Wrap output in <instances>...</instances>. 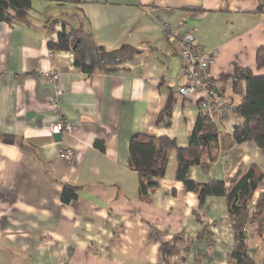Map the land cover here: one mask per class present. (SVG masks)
Segmentation results:
<instances>
[{
    "label": "crops",
    "instance_id": "obj_1",
    "mask_svg": "<svg viewBox=\"0 0 264 264\" xmlns=\"http://www.w3.org/2000/svg\"><path fill=\"white\" fill-rule=\"evenodd\" d=\"M260 5L264 0H33L25 18L0 21V136L13 139H0V264H238L226 196L208 195L200 205L176 178L177 147H188L203 112L199 94L179 93L192 83L180 55L182 33L167 34L164 25L184 21L196 38L193 50H215L214 88L238 106L246 83L234 84L236 67L264 75L256 66L264 46ZM63 30L86 36L112 58L92 73L60 58L64 93L54 110L56 85L39 71L52 68L49 43ZM170 100V121L158 122ZM63 118L73 129L53 134ZM208 122L219 154L207 170L191 166L192 180L228 186L251 165L264 175L261 148L233 140L240 116ZM135 134L177 145L148 196L129 164ZM67 147L74 156L60 157ZM65 184L75 187L69 202L62 199ZM262 193L264 177L252 205ZM246 233L249 258L264 264V222L249 224ZM176 234L178 249L165 263L162 245Z\"/></svg>",
    "mask_w": 264,
    "mask_h": 264
},
{
    "label": "trees",
    "instance_id": "obj_2",
    "mask_svg": "<svg viewBox=\"0 0 264 264\" xmlns=\"http://www.w3.org/2000/svg\"><path fill=\"white\" fill-rule=\"evenodd\" d=\"M81 3L83 0H66ZM33 0H0V21L13 23L26 17L32 8ZM257 11L264 18V5ZM58 42L49 43L53 50H72L75 56L74 65L86 73L104 66L111 54L102 48L94 46L86 36L76 35L63 30L59 33ZM76 48L74 49V46ZM257 69H264V46L256 51ZM236 76V77H235ZM234 84L239 80L246 83L242 103L236 111L241 122L235 126L233 133L235 142L252 141L264 152V75H255L249 68L236 67ZM234 85V86H236ZM173 102L170 100L166 108L158 115V122L171 119ZM4 142L13 141L8 136H0ZM219 142L216 127L208 122V117L203 113L198 117L187 148H178V168L176 178L184 183L186 190L194 192L203 205L208 195L226 196L228 214L235 234V248L233 258L238 264H253L248 256L246 243L247 226L255 221L264 222V193L258 196L255 205L252 199L258 186L263 180L255 165L249 166L245 171H240L228 186L223 181L212 180L208 183H199L192 180L190 168L193 165H202L207 170L209 163L216 161L219 154ZM20 146L24 148L23 142ZM176 142L167 137H154L135 134L130 144V166L140 175V191L142 196H148L155 190L159 183L157 178L165 175L168 149L176 147ZM74 186L64 185L62 199L69 202L76 197V193L67 196L69 190L75 191ZM180 236L176 234L171 241L162 245V259L169 263L172 255L178 249Z\"/></svg>",
    "mask_w": 264,
    "mask_h": 264
},
{
    "label": "built area",
    "instance_id": "obj_3",
    "mask_svg": "<svg viewBox=\"0 0 264 264\" xmlns=\"http://www.w3.org/2000/svg\"><path fill=\"white\" fill-rule=\"evenodd\" d=\"M185 29L184 21H181L177 27H174L170 23H165L164 25V32L167 34L173 33L174 31H180L182 33L180 38L182 44L180 55L184 61L185 76L191 79L192 83L180 86L179 93L185 96L199 94L198 104L200 110L211 122L221 115H227L229 117L237 116L238 118L239 115L236 111L237 105L220 98L210 78V69L215 59V50H193L192 45L196 41L195 35L192 31H186ZM50 53L54 56L52 68L39 71V75L44 80L51 81L56 85V90L50 96L49 103L54 110H57L64 91L60 86L61 73L56 66L60 58H64L67 64L74 65L75 56L72 50L56 51L50 49ZM73 126L74 123L71 120L63 118L53 124L50 129L53 134H66L71 132ZM59 155L62 158H70L74 156V150L68 147L62 148L59 150Z\"/></svg>",
    "mask_w": 264,
    "mask_h": 264
},
{
    "label": "water",
    "instance_id": "obj_4",
    "mask_svg": "<svg viewBox=\"0 0 264 264\" xmlns=\"http://www.w3.org/2000/svg\"><path fill=\"white\" fill-rule=\"evenodd\" d=\"M77 45L74 46V49L76 48ZM61 136V135H60Z\"/></svg>",
    "mask_w": 264,
    "mask_h": 264
}]
</instances>
